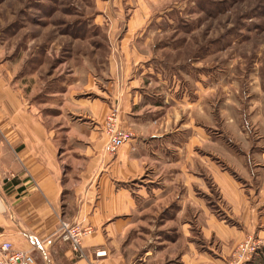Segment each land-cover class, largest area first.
Returning <instances> with one entry per match:
<instances>
[{
	"label": "crops",
	"instance_id": "0c3cea01",
	"mask_svg": "<svg viewBox=\"0 0 264 264\" xmlns=\"http://www.w3.org/2000/svg\"><path fill=\"white\" fill-rule=\"evenodd\" d=\"M133 34L74 55L61 90L38 93L26 64L0 59V244L33 250L35 264H232L264 229V190L210 160L205 126L174 127L187 99L156 90ZM115 106L132 138L111 155ZM63 223L93 228L84 258L52 238Z\"/></svg>",
	"mask_w": 264,
	"mask_h": 264
},
{
	"label": "rangeland",
	"instance_id": "374dc122",
	"mask_svg": "<svg viewBox=\"0 0 264 264\" xmlns=\"http://www.w3.org/2000/svg\"><path fill=\"white\" fill-rule=\"evenodd\" d=\"M129 32L156 90L187 99L174 127L205 126L210 160L264 190V0H0V59L26 64L38 93L64 89L74 55L104 53ZM259 226L247 239L260 244L242 264H264Z\"/></svg>",
	"mask_w": 264,
	"mask_h": 264
},
{
	"label": "built area",
	"instance_id": "2783aa9c",
	"mask_svg": "<svg viewBox=\"0 0 264 264\" xmlns=\"http://www.w3.org/2000/svg\"><path fill=\"white\" fill-rule=\"evenodd\" d=\"M104 133L106 136L105 151L111 155L117 154L120 148L132 138L131 133L121 123L119 109L116 106L111 109L105 119ZM92 233L93 228L91 226L84 227L82 225L63 223L59 231L52 238L70 245L72 250L82 259L85 257L83 249L84 239ZM41 244L36 242L38 247ZM45 244L52 245L53 239H47ZM259 244L253 238L240 243L233 253L232 264H242L245 262L256 251ZM100 253H97V256H100ZM0 264H35V259L30 252L15 249L12 243L5 242L0 244Z\"/></svg>",
	"mask_w": 264,
	"mask_h": 264
},
{
	"label": "trees",
	"instance_id": "16d2710c",
	"mask_svg": "<svg viewBox=\"0 0 264 264\" xmlns=\"http://www.w3.org/2000/svg\"><path fill=\"white\" fill-rule=\"evenodd\" d=\"M259 253H261V255H264V251H262V252H259ZM259 253H258V254H259ZM258 254H257V255H258Z\"/></svg>",
	"mask_w": 264,
	"mask_h": 264
},
{
	"label": "bare ground",
	"instance_id": "6f19581e",
	"mask_svg": "<svg viewBox=\"0 0 264 264\" xmlns=\"http://www.w3.org/2000/svg\"><path fill=\"white\" fill-rule=\"evenodd\" d=\"M100 255V254H99Z\"/></svg>",
	"mask_w": 264,
	"mask_h": 264
}]
</instances>
